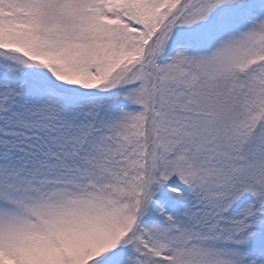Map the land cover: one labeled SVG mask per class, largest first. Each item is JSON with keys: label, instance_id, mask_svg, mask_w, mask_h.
Here are the masks:
<instances>
[{"label": "snow or ice", "instance_id": "snow-or-ice-1", "mask_svg": "<svg viewBox=\"0 0 264 264\" xmlns=\"http://www.w3.org/2000/svg\"><path fill=\"white\" fill-rule=\"evenodd\" d=\"M0 264H264V0H0Z\"/></svg>", "mask_w": 264, "mask_h": 264}]
</instances>
